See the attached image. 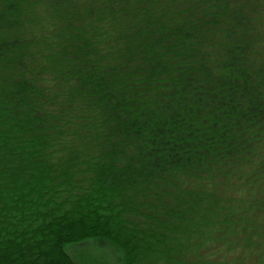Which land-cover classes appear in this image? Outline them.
Listing matches in <instances>:
<instances>
[{
  "label": "trees",
  "instance_id": "obj_1",
  "mask_svg": "<svg viewBox=\"0 0 264 264\" xmlns=\"http://www.w3.org/2000/svg\"><path fill=\"white\" fill-rule=\"evenodd\" d=\"M264 264V0H0V264Z\"/></svg>",
  "mask_w": 264,
  "mask_h": 264
},
{
  "label": "rangeland",
  "instance_id": "obj_2",
  "mask_svg": "<svg viewBox=\"0 0 264 264\" xmlns=\"http://www.w3.org/2000/svg\"><path fill=\"white\" fill-rule=\"evenodd\" d=\"M68 253L76 264H120L115 249L104 242L89 241L72 245Z\"/></svg>",
  "mask_w": 264,
  "mask_h": 264
}]
</instances>
